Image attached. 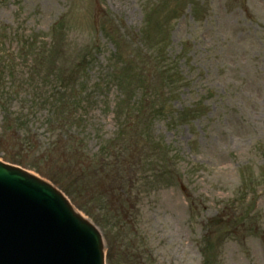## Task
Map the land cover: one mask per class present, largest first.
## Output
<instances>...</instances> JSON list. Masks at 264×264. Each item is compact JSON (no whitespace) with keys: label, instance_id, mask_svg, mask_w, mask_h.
<instances>
[{"label":"rangeland","instance_id":"obj_1","mask_svg":"<svg viewBox=\"0 0 264 264\" xmlns=\"http://www.w3.org/2000/svg\"><path fill=\"white\" fill-rule=\"evenodd\" d=\"M10 58L0 160L61 188L106 264H264V0H0L7 85Z\"/></svg>","mask_w":264,"mask_h":264},{"label":"water","instance_id":"obj_2","mask_svg":"<svg viewBox=\"0 0 264 264\" xmlns=\"http://www.w3.org/2000/svg\"><path fill=\"white\" fill-rule=\"evenodd\" d=\"M104 237L55 185L0 160V264H105Z\"/></svg>","mask_w":264,"mask_h":264},{"label":"trees","instance_id":"obj_3","mask_svg":"<svg viewBox=\"0 0 264 264\" xmlns=\"http://www.w3.org/2000/svg\"><path fill=\"white\" fill-rule=\"evenodd\" d=\"M24 42V46H26L27 49H30V47H35V45L33 44L34 42L31 41L29 42L28 40L25 41L23 40ZM46 54H48L47 51H40L38 54H35V61H36V74L39 75L40 74V71L37 69V66L41 65V64H46ZM12 60H14L13 58H10L9 59V63L7 65H5V68L7 70V74H6V77H8V79H11V83L9 85L5 84V83H2V77L0 78V107L2 109H6L7 105L10 104V102L15 99L17 96L20 95V92H22V89L23 88H26L28 87V76L27 75L26 77L23 76V79L19 80L18 79V66L13 64L12 63ZM49 71V70H48ZM171 71L170 70H165L164 71V75L166 76L167 82H165V84H174V73H170ZM50 73L51 75H56L57 77H59L60 79V82L62 84V87H65V82L67 81V75H64L62 73H55V71L50 68ZM50 76V74H49ZM17 77V78H15ZM30 81H32V79H29ZM52 79L49 80V82L45 81V83L47 84V86H52V82H51ZM165 84H162V87L163 85ZM46 87V88H48ZM56 87V86H55ZM95 89V88H94ZM51 93L48 94L47 92L44 93L42 96H41V102L40 104H45L50 98H55L56 97V93H60V91H58L57 88H51L50 89ZM57 98V97H56ZM17 99V98H16ZM77 99H80L79 97H77ZM88 99V97H86L85 99H81L80 102L81 103H84V100ZM89 100V99H88ZM9 103V104H8ZM88 103V102H87ZM85 106L83 105H80L79 106V109H83ZM59 112L62 113L63 110H64V106L63 104L60 105V107H57ZM73 114L69 113L68 112V109H67V119L70 120L71 117H72ZM8 117H9V114H8ZM74 117V115H73ZM204 264H211V261L209 259V257L205 258L204 259Z\"/></svg>","mask_w":264,"mask_h":264}]
</instances>
